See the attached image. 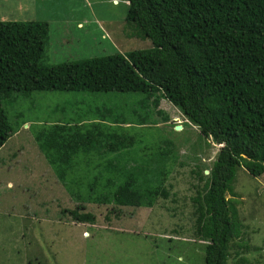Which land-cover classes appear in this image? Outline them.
<instances>
[{
    "label": "trees",
    "instance_id": "trees-1",
    "mask_svg": "<svg viewBox=\"0 0 264 264\" xmlns=\"http://www.w3.org/2000/svg\"><path fill=\"white\" fill-rule=\"evenodd\" d=\"M126 1L125 27L152 48L49 66L48 22L0 21V149L15 134L4 101L43 92H162L204 138L222 146L209 174L199 163L191 171L199 182L191 200L195 235L207 243L205 264H227L240 232L237 170L264 177V0ZM101 114L99 106L89 107L71 123L33 129L71 196L86 182L90 202L59 211L77 223L95 225V215L85 212L89 203L141 209L174 196L165 177L178 154L161 150L159 160L143 168L128 156L134 138L104 130ZM84 120L95 121L83 126ZM94 156L99 162L90 164Z\"/></svg>",
    "mask_w": 264,
    "mask_h": 264
},
{
    "label": "rangeland",
    "instance_id": "rangeland-1",
    "mask_svg": "<svg viewBox=\"0 0 264 264\" xmlns=\"http://www.w3.org/2000/svg\"><path fill=\"white\" fill-rule=\"evenodd\" d=\"M128 12L126 0H46L22 12L0 4V16L7 15L8 22L49 23V66L152 48L149 39L125 27ZM161 94L43 92L3 102L15 134L0 149V264H205L207 243L195 235L191 200L199 182L191 171L199 163L209 174L222 146L204 138ZM95 106L102 110L104 130L134 138L128 156L143 168L158 161L161 150L178 154L165 177L174 196L141 209L89 203L85 212L95 215V225L59 213L90 202L89 190L85 182L71 196L33 129L71 123ZM95 161L97 156L90 164ZM233 190L240 232L227 264H243L242 259L264 264V177L238 169Z\"/></svg>",
    "mask_w": 264,
    "mask_h": 264
},
{
    "label": "crops",
    "instance_id": "crops-1",
    "mask_svg": "<svg viewBox=\"0 0 264 264\" xmlns=\"http://www.w3.org/2000/svg\"><path fill=\"white\" fill-rule=\"evenodd\" d=\"M39 1H46V0H0V4L4 5V6H10V8H13L14 6V11H18V12H22L24 10H29V8H33L35 9V5L36 3H38ZM0 21H8V16L6 15V17L4 16V14H1L0 16ZM31 21H41V20H31ZM72 37H74L72 35ZM80 36H75V38H77V41H79ZM86 234V233H85Z\"/></svg>",
    "mask_w": 264,
    "mask_h": 264
}]
</instances>
